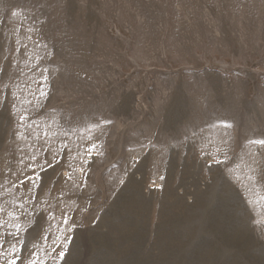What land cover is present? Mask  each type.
Listing matches in <instances>:
<instances>
[{"label": "rangeland", "instance_id": "1", "mask_svg": "<svg viewBox=\"0 0 264 264\" xmlns=\"http://www.w3.org/2000/svg\"><path fill=\"white\" fill-rule=\"evenodd\" d=\"M253 140L264 0H0V264H264Z\"/></svg>", "mask_w": 264, "mask_h": 264}, {"label": "snow or ice", "instance_id": "2", "mask_svg": "<svg viewBox=\"0 0 264 264\" xmlns=\"http://www.w3.org/2000/svg\"><path fill=\"white\" fill-rule=\"evenodd\" d=\"M12 107H15V105H12ZM19 119L21 121H23L25 119V117L23 115H21L19 117ZM251 143L253 144H257V145H264V140H253L251 141ZM92 147L94 148L95 145H92ZM88 154L90 155L91 154V148L88 149ZM53 158L55 159V154H53ZM32 160H36V157L35 156H32L31 157ZM58 163V161H57ZM218 163H220V161H218ZM49 167L52 166V165H48ZM31 167V165H30ZM39 167L41 168V170H45V167L44 165H39ZM70 176V174H69ZM35 179H39V173L37 172L35 174ZM28 180H32L33 177H27ZM21 184H24L25 181L21 180L20 181ZM3 211V208H0V212ZM51 215V213H49V216ZM69 219L70 218H63L62 217V222L63 224L67 225L69 223ZM6 221L4 220H0V248H3L6 244V240H5V237H11L12 241L14 242L13 243V251H16L17 249L15 248V243H18V234L21 230V225L19 223L15 224L13 227L15 228V231H11V232H5V231H2V229L4 228V225H5ZM52 228V225L51 223H49L48 225V229H51ZM47 230V229H46ZM68 231L70 232L71 231V228L68 229ZM41 239H48V236H42ZM65 240L68 239L67 236L64 237ZM52 251L53 252H57L58 249L57 248H52ZM0 255H3V253H0ZM36 256V253L35 252H31L29 253V257H28V264H37V260L33 257ZM65 258V251L63 250V247L61 246L59 251H58V255L56 257L57 260H61V259H64ZM18 260H21V257L19 255L15 256L13 259H11L10 261H8V264H17V261ZM40 264H43V260L40 261Z\"/></svg>", "mask_w": 264, "mask_h": 264}]
</instances>
